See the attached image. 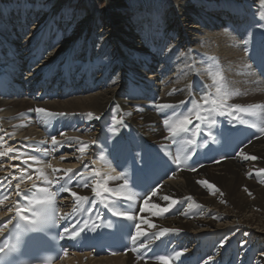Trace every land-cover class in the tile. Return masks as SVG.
<instances>
[{"label":"bare ground","instance_id":"obj_1","mask_svg":"<svg viewBox=\"0 0 264 264\" xmlns=\"http://www.w3.org/2000/svg\"><path fill=\"white\" fill-rule=\"evenodd\" d=\"M41 1L43 2L36 0L32 9L29 8L32 4L30 0H18L22 3L21 6H17L18 2L13 3L17 6V11L28 8L29 13L26 16L19 15L18 19L17 11L14 12L16 17L14 15L9 22L15 32H11L10 36L0 25L2 47L13 46L15 52L22 51L26 55V59H23L26 70L21 67L18 72L27 71L28 59L35 68L32 72L37 75H27L26 93L34 95V88L40 84L46 85L43 87L48 89L49 82L45 73L51 74L54 67L71 61L72 54L83 42L85 44L89 40H84L86 33L93 36L89 45L91 50L82 66H85V71L89 68L99 69L107 72L108 79L112 77L108 81L103 76L106 81L99 91H87L79 98L64 101L56 98L43 103L37 99H0V128L5 133L3 140L7 142V146L22 138L40 137L38 125L32 118V113L37 109H43L44 112L40 113L45 116L64 115L77 118L75 124L82 127L81 131L69 130L58 141L62 145L60 148L65 151L69 149L71 154L54 161L52 170L46 171L48 176L59 174L60 168H71L75 164L72 161L65 164V158L82 159L92 148L94 150V136L98 133L99 124H104L101 120H113L116 127H121L122 130L126 127L132 128L140 131L143 136L146 135L149 142L167 146V137L174 135L173 130L178 128L183 117L169 118L170 129L164 131L160 120L161 112L163 109H173L164 108V105L181 108L187 103L193 105L199 102L204 105L211 101L219 113L223 112L222 115L233 117L239 122L245 119L256 120L259 127L264 128V88L245 60L243 43L234 36L237 34V25L242 21L249 24V33L259 34L261 37L264 35V28L259 27L264 23V0H175L176 7L172 6L171 14L164 9L157 14L143 13V10L139 13L138 9L132 13L126 9L115 8V0H87L89 2L83 6L86 16L78 25L80 27L77 37L70 26L60 32V19L64 15L61 14V6L55 5L52 13L47 15ZM73 1L67 3L69 6L65 5L72 8ZM99 2L107 4V10L98 11L96 6ZM167 3L169 5L170 2ZM9 7L4 9L6 17ZM40 13L41 20H38L36 18ZM220 13L222 20L218 16ZM33 15L35 23H32ZM221 23L226 27L234 25V30L231 33L228 29L224 30ZM165 27L172 29L167 30ZM20 28L29 29L27 37ZM97 31L107 35V45L110 46L108 50L113 51L108 66L106 59L91 63L92 65L89 63V60L95 59ZM50 33H54L52 38L56 37L54 45L46 44ZM165 34L173 36L179 44L172 46L170 54L157 55V59L162 60L161 65H166L171 56H177L168 64L169 74L160 83L159 76L151 69V72L144 70L140 62L150 63L146 54L147 50L152 49L149 41L163 43L166 40ZM241 36L246 38L248 34ZM254 39L258 37L255 36ZM252 41L253 38L247 47L254 44ZM155 53L153 50L151 56ZM43 54L49 55L45 59L42 58ZM134 55L137 56L136 59ZM37 60L39 62L35 66ZM196 77L204 81L206 90L203 86L195 88L194 82L198 81ZM85 89H88L86 83ZM89 113L92 115L89 116ZM186 116L191 121L196 118L193 110ZM86 158L91 159V156ZM68 172L66 170L64 174ZM116 177L100 176L101 185L91 184L88 188L73 192L77 197H85L93 193L94 188L96 192L109 186L123 189L122 181ZM71 197L73 202L77 201L76 197ZM181 200H188L181 214L175 218H164V214ZM142 217L141 233L160 234L168 229L163 234L172 232L177 237H188L194 242L192 249L221 236L222 243L228 245L222 247L218 257L222 253L226 254L228 247L239 248L251 256L256 253L259 257L256 264H264V247L260 244L264 243V134L237 158L222 163L214 170L204 167L194 174L184 172L166 182L144 203ZM243 238L247 243L240 244L239 239L242 241ZM252 240L259 245L253 246ZM84 259L85 256H76L69 259L67 264H160V261L139 262L132 256L89 259L86 263L83 262ZM237 264L245 262L238 258Z\"/></svg>","mask_w":264,"mask_h":264},{"label":"rangeland","instance_id":"obj_2","mask_svg":"<svg viewBox=\"0 0 264 264\" xmlns=\"http://www.w3.org/2000/svg\"><path fill=\"white\" fill-rule=\"evenodd\" d=\"M35 1L36 0H32V1L30 0V2L33 4V5L31 4L29 6V7H31V9H32V7H34ZM60 1H61V3H59ZM69 1L70 0H49V1L48 0H43V2L41 1L42 2L41 4H42V7H45L46 8V12H45V10H43V12L47 13V15H49L50 13H52V10L54 9L55 5H57V4L60 5L61 6L60 7L61 8L60 9L61 10V14L62 13L64 14L63 16H61L60 26H62L64 29H66L67 27L69 28V26L71 28L73 27L72 33L73 34H76V37H77V35L79 33V27H80L78 25H80L79 23L86 16V12L83 9V6L86 5V3H88L89 1L86 2L87 0H74L75 2L73 1L72 8H68L67 6H69V4H67V3ZM135 1L134 0H115L116 6H114V7L115 8L118 7L119 10L126 9V10H128L129 12H132V13H134L138 9V12L139 13H142L143 12V13H148V14L149 13H151V14H157L159 11L162 12L163 9L166 10V12L168 14H171L170 12H172V10H173L172 9V6L176 7V4L174 2L175 0H135ZM167 1L170 2L169 5H168ZM14 2H18V0H0V25H2L3 30L6 32V34L8 36L11 35V32H15V28L12 26V23L9 22V20L12 19L13 16L15 15L14 12L17 11V6H21L22 5L21 2H18L17 6H15L14 5L15 4ZM45 2H47V3H45ZM121 4L123 6H121ZM130 5H132V6H130ZM136 5H138V6H136ZM6 6H10L9 7V10L7 12V17L5 15V13H4V9H5ZM107 6L108 5L105 4V3H103V2H99V3H97V6L96 7H97L98 11L102 12V11L107 10ZM129 8L131 10H129ZM43 12H41L42 15H43ZM16 13H17L16 15H17V18H18L22 14L25 13V10L24 9H20ZM27 13H29V11ZM41 13L38 15V17L36 19H38V20L40 19L41 20ZM71 13H72V15H71ZM16 15H15V17H16ZM59 16H60V14H59ZM32 19H33L32 22H34V18L33 17H32ZM14 20H12V21H14ZM31 25H33V24H31ZM31 29L32 28H30V31H31ZM97 32H98V41H97L98 42V47H97L98 52H99V54L102 57H106V59H109L110 56H111V54L108 53V49H109L110 46L107 45V42H108L106 40V36L107 35L106 34L103 35L104 33L102 31H97ZM91 36H93V34L91 35V34H87L86 33V35H85V37L87 39H89V40L92 38ZM84 40H86V39H84ZM83 45H84V50H87L86 44H84V42H83L82 46ZM0 166H2V165L0 164ZM208 169H213L214 170V169H216V167H211V168H208ZM249 179H251V178H249Z\"/></svg>","mask_w":264,"mask_h":264},{"label":"snow or ice","instance_id":"obj_3","mask_svg":"<svg viewBox=\"0 0 264 264\" xmlns=\"http://www.w3.org/2000/svg\"><path fill=\"white\" fill-rule=\"evenodd\" d=\"M259 27L264 28V23L260 24ZM248 36H249V39H246L245 40V44H248L250 42V40L254 37V34L253 33H248ZM253 56L258 57L261 62H264V40H262L261 43L259 44V46L252 52L251 57H253ZM254 64H255V62H254ZM163 107L164 108H174L175 106H172V105H164ZM36 111H38V112H44L43 109H37ZM220 114L222 115L223 112H221ZM88 115L91 116L92 114L89 113ZM94 118L95 119H99V117H94ZM198 119L208 120L211 125H215L216 124V120L211 117V114H209V116H207V117H199L198 116ZM240 122L243 123L244 121L241 120ZM165 123L167 124V120H165ZM190 124H192V121L189 119L188 116H184L183 117V120L181 121V123L178 126V128L175 129V130H173L174 131V136H175L176 133H185V132H187L188 131L187 126L190 125ZM195 127H197L199 129L200 125H195ZM261 131H264V128H262ZM213 139H215V138L213 137ZM189 143L190 144H193L194 146H197V147H203V146H205L204 142H202L199 145H196V142L194 140H190ZM56 144H57V142L55 141V139H53V146L55 147ZM124 150L125 149H119L120 152H122ZM81 151H83V148H81ZM3 154L4 153H0V155H3ZM252 159H256V157H252ZM144 163H145V165H147L149 163V160L144 159ZM119 178L120 177H116V179H119ZM124 184L125 185L128 184L127 177L124 178ZM78 186H80L79 181H78ZM82 186L87 187V183H84ZM61 190L62 191H69V189L64 188L63 185H61ZM104 191L105 192H114L115 190H110L108 188H105ZM93 192L96 195H99L100 194V193L96 192V189L95 188L93 189ZM71 195L73 197H76L78 201H82L84 203H89V198L88 197H77V194L75 192H71ZM126 199L131 200V197H126ZM39 203H41V204H47V203H50V201H40ZM173 203H175V201ZM115 206H116L115 205V202L112 203V206L111 207L107 203L104 205V207L107 208L112 213L113 216L125 215V213L116 212L115 211ZM19 214L20 213L18 212V215ZM38 215H39V223H40L41 226L39 228L34 229V230L43 229L44 226L49 222V218H48L46 212H41ZM23 218L25 220H27V217H23ZM61 219H69V217L66 215L64 217H61ZM127 219L134 221L135 220V216L127 215ZM51 223H54V224L56 223V218H55V214L54 213H53V216H52V219H51ZM84 223L87 226V221H85ZM114 226L119 229V221H113V222H110L108 224V227H114ZM64 231H65V233H69V228L66 226L64 228ZM167 231H168V229H164L163 230V232H167ZM163 232L160 233V234H154V238L155 239H159L160 238V235H163ZM141 235H145V234L144 233H141L140 227L137 224L136 225V235L131 236V240H132L133 245H136L137 244L138 238ZM69 238H72V239H75L76 238V225H73L72 231L70 233V237ZM139 247L140 248H144L146 251H151V249L148 248V246H147V241L140 242ZM4 252H5V249L2 248V247H0V253H4ZM176 256L179 257L180 256V253L177 252L176 253ZM155 258L158 261H160V264H168V256H166V255H157Z\"/></svg>","mask_w":264,"mask_h":264}]
</instances>
